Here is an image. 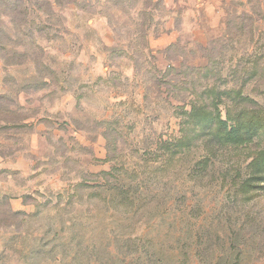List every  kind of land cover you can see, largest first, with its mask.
<instances>
[{
  "label": "rangeland",
  "instance_id": "obj_1",
  "mask_svg": "<svg viewBox=\"0 0 264 264\" xmlns=\"http://www.w3.org/2000/svg\"><path fill=\"white\" fill-rule=\"evenodd\" d=\"M0 264H264V0H0Z\"/></svg>",
  "mask_w": 264,
  "mask_h": 264
},
{
  "label": "trees",
  "instance_id": "obj_2",
  "mask_svg": "<svg viewBox=\"0 0 264 264\" xmlns=\"http://www.w3.org/2000/svg\"><path fill=\"white\" fill-rule=\"evenodd\" d=\"M221 121V120H219ZM222 124H226L225 122H221ZM241 123L240 124H235L233 125V127H230L229 130L226 131L225 133V137L228 139H232V140H239L240 138H243L244 136L247 137L249 135L250 138V131H246L247 129H245L244 131H242V134H240V127H241Z\"/></svg>",
  "mask_w": 264,
  "mask_h": 264
}]
</instances>
